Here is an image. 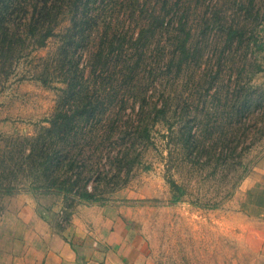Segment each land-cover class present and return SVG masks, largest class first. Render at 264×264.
Here are the masks:
<instances>
[{
  "label": "rangeland",
  "instance_id": "obj_1",
  "mask_svg": "<svg viewBox=\"0 0 264 264\" xmlns=\"http://www.w3.org/2000/svg\"><path fill=\"white\" fill-rule=\"evenodd\" d=\"M139 1L143 10L136 7L132 17L130 6H116L113 18H103L101 30L124 27L134 32L152 7L158 9L162 2ZM249 5V0H179L180 8L187 9L191 31L189 60L178 67L179 57H174L170 70H165L173 44L157 30L149 39L144 59L157 69L150 77L139 71L134 90L146 91L147 100L143 107L139 101L117 114L140 124L138 117L144 110L150 112L145 122H152L155 114L159 117L149 124L148 138L139 133L132 141L139 159L127 182L103 193L95 203H111L130 212L133 242L139 240L156 264H264L259 254L236 246L235 239L224 233L236 220L230 216L240 206L242 181L264 165V118L259 117L264 114V97L260 108L254 104L264 91V69L257 70L264 68V52L253 46L254 39L264 41V0H254L250 13ZM220 24L244 28L243 42L227 45ZM67 25V20H61L56 31ZM57 43L50 38L42 48L28 46L0 66V238L5 235L4 221L8 219L9 226L10 218L18 215L15 206L22 199L17 194L25 191L31 194L35 214L57 229L68 223L70 209L64 208L62 197L32 191L31 177L17 169L19 161L13 163L26 147L24 138L46 125L45 119L56 108L59 89L55 87L63 85L56 74L47 77L54 87L43 84L37 74L46 67L52 70ZM87 57L88 53L82 55V65ZM134 92L129 93L131 99L138 97ZM244 94L252 101L245 113L238 107ZM161 107L166 109V119L156 111ZM121 128L135 136L132 125ZM123 138L130 140L126 134ZM120 139L117 134L112 141ZM118 164L127 167L125 160ZM169 179L184 190L178 201H173Z\"/></svg>",
  "mask_w": 264,
  "mask_h": 264
},
{
  "label": "trees",
  "instance_id": "obj_2",
  "mask_svg": "<svg viewBox=\"0 0 264 264\" xmlns=\"http://www.w3.org/2000/svg\"><path fill=\"white\" fill-rule=\"evenodd\" d=\"M253 1L249 0V13ZM116 6L120 9L130 6L128 15L132 17L135 8L141 11L144 4L139 0H0V66L4 67L15 53H22L28 46L37 49L46 46L50 38L58 41L52 70L49 72L46 67L37 74L40 81L50 87L54 86L47 77L56 74L57 81L63 85L55 87L59 89L56 108L45 119L46 125L24 138L26 147L13 163L19 161L17 169L31 177L32 191L41 190L62 197L64 208L70 209L66 214L67 222L74 206L98 202L103 193L127 182L139 159V153L131 148L132 141L139 133L148 138L149 124L159 117L155 114L152 122H145V116L150 117V112L142 109V103L147 100L146 91L134 92L139 71L150 77L157 69L144 60L150 37L158 30L172 40L171 56L163 65L167 71L174 57H179L177 66L180 67L191 55L187 9L180 8L179 0H162L158 9L152 7L144 23L134 32L123 30L124 27L101 30L103 18H113ZM63 19L68 25L57 32ZM219 26L225 31L227 45L243 42L244 28ZM253 46L264 52V41L254 39ZM86 53L88 57L82 65L81 57ZM133 92L138 93L135 94L138 97L131 99L129 93ZM247 96L244 94L238 104L243 113L252 102ZM263 97L264 91L259 92L254 101L257 108ZM139 101L141 111L144 110L138 117L141 124L138 120L134 123L132 118L122 120L121 115L117 116L125 107L137 105ZM165 110L163 107L156 110L162 115L161 119H166ZM259 117L264 118V114L259 113ZM124 125L135 127V136L134 132H124L121 128ZM117 134L121 135L120 141H112ZM125 134L130 140L123 138ZM181 144L184 148L183 142ZM121 160L126 161V169L119 166ZM168 182L173 201H178L184 193L183 188L172 179Z\"/></svg>",
  "mask_w": 264,
  "mask_h": 264
},
{
  "label": "crops",
  "instance_id": "obj_3",
  "mask_svg": "<svg viewBox=\"0 0 264 264\" xmlns=\"http://www.w3.org/2000/svg\"><path fill=\"white\" fill-rule=\"evenodd\" d=\"M244 179L240 206L225 234L250 253L264 258V165ZM18 195V215L4 221L0 264H156L139 240L133 242L130 212L118 206L80 203L64 229L35 214L31 194ZM26 201V203L23 202ZM9 215L6 216L8 218ZM5 218V217H4ZM1 228V227H0ZM248 241L245 244V240Z\"/></svg>",
  "mask_w": 264,
  "mask_h": 264
}]
</instances>
